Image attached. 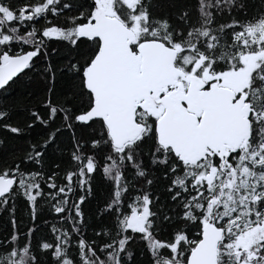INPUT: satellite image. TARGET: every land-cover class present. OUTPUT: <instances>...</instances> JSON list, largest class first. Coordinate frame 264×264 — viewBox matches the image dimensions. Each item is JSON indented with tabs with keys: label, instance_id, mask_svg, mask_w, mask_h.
Listing matches in <instances>:
<instances>
[{
	"label": "snow or ice",
	"instance_id": "6c2138e0",
	"mask_svg": "<svg viewBox=\"0 0 264 264\" xmlns=\"http://www.w3.org/2000/svg\"><path fill=\"white\" fill-rule=\"evenodd\" d=\"M0 264H264V0H0Z\"/></svg>",
	"mask_w": 264,
	"mask_h": 264
}]
</instances>
